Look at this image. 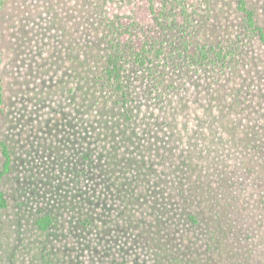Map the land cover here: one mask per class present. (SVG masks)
<instances>
[{"label":"rangeland","instance_id":"374dc122","mask_svg":"<svg viewBox=\"0 0 264 264\" xmlns=\"http://www.w3.org/2000/svg\"><path fill=\"white\" fill-rule=\"evenodd\" d=\"M184 1L214 39L243 33L237 0ZM249 5L264 27V0ZM161 6L4 0L0 173L4 144L12 160L0 180V264H264V43L245 37L231 67L184 72L183 56L168 63L180 33L164 31L151 11ZM152 43L169 67L157 85L131 80L130 117L107 58ZM118 115L131 139L110 132ZM189 213L200 222L188 226Z\"/></svg>","mask_w":264,"mask_h":264},{"label":"trees","instance_id":"16d2710c","mask_svg":"<svg viewBox=\"0 0 264 264\" xmlns=\"http://www.w3.org/2000/svg\"><path fill=\"white\" fill-rule=\"evenodd\" d=\"M4 5V0H0V8ZM237 11L242 12L243 14V33L240 36H237L236 39L234 38H226L223 39L222 37L217 40L213 38L211 31H209V27L204 25L205 31L202 32L203 25L200 24L201 21L196 19L195 12L188 11L187 2L184 0H170L164 1L162 0V6L159 9L156 7H152L151 11L155 14V18L157 20L162 21L163 29L166 33L173 36L178 33L175 40L174 45L175 47L170 48L167 47L169 50L168 55H171V60L168 63H175L176 61L181 59H176L177 57H182V63L179 65V69L184 71L190 68V66H210V67H221L228 65L229 67L232 66L234 60H236L235 53L238 51L240 52V47L242 48L244 43L245 37H252L253 35L258 36L259 40L264 43V27L259 24L257 20L256 12L250 7L249 0H237L236 1V8ZM102 22H106L109 27H111V23L113 22L106 16L101 18ZM187 27V34L184 28ZM197 38V41L194 43V39ZM184 50L181 51L180 47L182 44L184 45ZM195 44V47H190ZM155 44L152 43L148 46H144V48L138 49L134 46L127 55H117L113 53L112 55L108 56L107 58V84L113 83L112 92H116V96L120 98V104L124 108V112H128L130 117H133L134 106L131 105L134 100L135 96V87L133 86L132 79H137V81H142L144 79H149L153 84L157 85V77L159 73L162 72V69H165L169 66L160 65L157 61V58H160L162 55V51L159 48H155ZM245 47V46H244ZM166 48V47H165ZM164 48V51H165ZM180 50L178 53L177 51ZM163 51V52H164ZM166 53V51H165ZM164 54V53H163ZM2 59L0 54V65ZM167 63V64H168ZM171 67V66H170ZM139 68V69H138ZM147 74V75H146ZM149 78H146V77ZM113 82H111V81ZM109 86V84H108ZM114 89V91H113ZM0 90H2V78H1V70H0ZM160 97V96H159ZM161 98V97H160ZM119 100V99H118ZM135 104H138L137 101ZM134 104V105H135ZM131 105V106H130ZM140 103L138 104V106ZM130 107V108H129ZM107 118V117H106ZM121 115H118V124L121 126L120 128H112L110 132L113 130H117L118 132L121 131L122 134H126L124 138L131 139V136H135L134 132L129 130V127L123 125L121 123L122 118ZM112 119V118H111ZM111 119H107L108 123H112ZM123 125V126H122ZM3 152L6 160L4 162V171L0 173V180L1 177L10 171L11 167V154L7 147V145H3ZM132 182V181H131ZM131 196L133 198L134 192L131 191L128 194V197ZM7 204V200L4 196V193L0 191V206H5ZM197 214H187L185 217V223L188 226L196 225L200 222L199 217ZM47 225L52 221L51 217L48 216ZM186 226V227H188ZM217 230V229H216ZM219 239L218 230L217 233H211L212 237ZM174 251L171 252V257L174 258ZM165 255L162 253L161 257ZM200 260L193 257L192 259L186 260L185 264H199Z\"/></svg>","mask_w":264,"mask_h":264}]
</instances>
